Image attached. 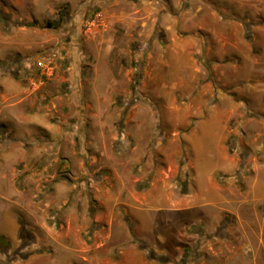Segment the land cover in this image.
Returning <instances> with one entry per match:
<instances>
[{
  "label": "rangeland",
  "instance_id": "374dc122",
  "mask_svg": "<svg viewBox=\"0 0 264 264\" xmlns=\"http://www.w3.org/2000/svg\"><path fill=\"white\" fill-rule=\"evenodd\" d=\"M1 237L0 264H264V0H0Z\"/></svg>",
  "mask_w": 264,
  "mask_h": 264
},
{
  "label": "crops",
  "instance_id": "0c3cea01",
  "mask_svg": "<svg viewBox=\"0 0 264 264\" xmlns=\"http://www.w3.org/2000/svg\"><path fill=\"white\" fill-rule=\"evenodd\" d=\"M208 183H207V185H205V186H202L200 189V193H199V198H201V194H202V197L204 198V199H207V197L208 196H210V197H212V198H216L217 199V197H218V200H215L214 201V204H216V203H218V201L219 200H223V197L221 196V195H217V183H215L214 182V178L212 177L211 179H209V181H207ZM211 187V188H210ZM210 190H214L213 192H210ZM216 191V192H215ZM188 195H190V193L188 194ZM191 204H192V202L191 203H189L187 206H181L183 209V211H185V210H188V209H190L191 208Z\"/></svg>",
  "mask_w": 264,
  "mask_h": 264
},
{
  "label": "trees",
  "instance_id": "16d2710c",
  "mask_svg": "<svg viewBox=\"0 0 264 264\" xmlns=\"http://www.w3.org/2000/svg\"><path fill=\"white\" fill-rule=\"evenodd\" d=\"M2 242H4V239L1 237L0 238V243L2 244Z\"/></svg>",
  "mask_w": 264,
  "mask_h": 264
}]
</instances>
